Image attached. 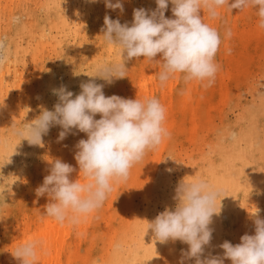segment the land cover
Segmentation results:
<instances>
[{"label": "rangeland", "instance_id": "1", "mask_svg": "<svg viewBox=\"0 0 264 264\" xmlns=\"http://www.w3.org/2000/svg\"><path fill=\"white\" fill-rule=\"evenodd\" d=\"M120 2L123 11L107 8L105 0H0V264H20L11 254L14 244L38 233L49 218L44 215L49 198L37 197L35 190L51 161L61 159L79 176L75 146L87 139L73 129L75 134L58 140L62 129L57 125L42 145H30L13 130L43 109L53 110L58 102L53 89L64 85L75 96L89 80L104 84L105 96L158 98L170 136L134 165L126 182L113 185L102 207L78 224L62 223L50 264H195V258L182 257L187 244H162L147 231L159 213L175 209L183 180L202 178L220 193L215 203L221 212L212 218V239L201 258L223 256V242L235 245L243 235H254L251 209L264 219V29L258 27L256 10L225 6L218 19L200 11L222 39L215 57L219 71L210 87L186 83L180 74L162 87L156 78L159 64L143 57L126 60V77L108 84L87 76L100 64L122 61L120 50L103 40L105 15L94 13H111V19L130 25L134 9L157 7L155 0ZM172 7L169 3L166 18H173ZM88 14L94 26L80 29ZM37 23L27 36L26 29ZM226 29L231 38H225ZM84 32V55L71 54L69 47ZM33 240L41 241L37 235Z\"/></svg>", "mask_w": 264, "mask_h": 264}, {"label": "clouds", "instance_id": "2", "mask_svg": "<svg viewBox=\"0 0 264 264\" xmlns=\"http://www.w3.org/2000/svg\"><path fill=\"white\" fill-rule=\"evenodd\" d=\"M155 3L154 10L134 9L130 25L105 15L103 40L106 45L120 50L122 61L100 64L96 74L88 77H98L112 84L115 79L126 77V60L143 57L159 64L156 78L162 87L177 74L186 83L197 81L210 87L219 71L215 57L222 39L219 30L206 23L200 11L206 12L210 19H218L220 9L225 6L231 11L252 7L256 10L258 27L264 29V0H155ZM169 3L173 5V18L165 16ZM105 6L123 11L120 0L116 3L105 0ZM231 35V29H226L225 38ZM158 55L160 59L156 60ZM104 86L95 80L82 82L81 91L75 96L64 85L53 89L58 97L53 110L43 109L34 120L13 130L14 135L30 145H42L43 136L57 125L62 129L58 140L75 134L73 129L87 135V139L78 141L74 156L79 176L87 182L70 179L75 169L55 159L51 161L49 174L35 190L37 197L49 198L44 215L61 224H78L83 216L102 207L113 185L126 182L134 165L170 136L164 126L166 109L158 98L105 96ZM97 114L99 119L95 118ZM176 193L175 209L166 208L148 223L147 231L151 229L154 240L162 244L168 241L187 244L182 257L195 258V264H224L225 259H230L231 264H264V219L259 218L258 209L252 213L254 235H243L241 242L235 245L223 242L219 246L223 256L201 258L212 239L213 230L209 227L212 218L221 212V208L216 211L215 203L220 193L202 178L183 180ZM41 243L28 240L11 254L21 264H38Z\"/></svg>", "mask_w": 264, "mask_h": 264}, {"label": "bare ground", "instance_id": "3", "mask_svg": "<svg viewBox=\"0 0 264 264\" xmlns=\"http://www.w3.org/2000/svg\"><path fill=\"white\" fill-rule=\"evenodd\" d=\"M89 15L91 14H88L87 17L84 18V21L80 25V29L84 27L86 30L88 29V26H91V27L94 26L96 20L94 19V16H89ZM94 15H112V14L111 13L109 14L107 12L105 14H100L98 11H96ZM38 24L39 23H37L36 25L33 24L31 27L26 29V33L28 34L27 36H29L30 33H34L36 31ZM86 35H87V32L82 33L80 35L79 41L75 42L74 45L71 47L68 46L70 49L69 52L71 54L75 55L78 53H83L84 55L85 53L84 49H86L87 46H85L83 42L85 41ZM97 46L100 47V45H97ZM100 55H103V54L100 53ZM78 178H79L78 175H75V174L70 175V179L72 180H76ZM81 182H87V181L82 180ZM254 212L255 210L251 209L250 213H254ZM61 225H62L61 223L56 222L52 218H47L45 220V226L42 230H40L38 233L30 234L27 237H24L21 239L20 244L28 240H33L36 237V235L39 237L42 243H41V250L38 249V264H50L51 261L53 260L54 254L56 252V246L57 244H60V239H58V235H59L58 231L60 230ZM17 246L18 244L15 243L13 246V252ZM15 261H18V260L15 258Z\"/></svg>", "mask_w": 264, "mask_h": 264}]
</instances>
